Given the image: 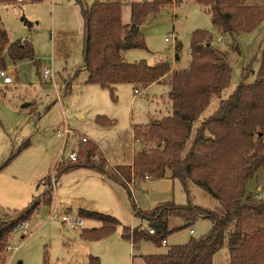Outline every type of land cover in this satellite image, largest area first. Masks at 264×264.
Masks as SVG:
<instances>
[{"label":"rangeland","instance_id":"obj_1","mask_svg":"<svg viewBox=\"0 0 264 264\" xmlns=\"http://www.w3.org/2000/svg\"><path fill=\"white\" fill-rule=\"evenodd\" d=\"M82 1L89 7L94 0ZM150 1L120 0L121 24L130 29L132 3ZM171 3L149 13L138 25L144 48L125 51L122 56L127 63L145 62L153 66L166 62L172 70L185 69L190 60V37L197 30L211 34L214 49L228 52L229 85L219 95L211 97L207 108L193 123L191 141L200 122L210 116L238 84L254 82L264 47V21L231 41L217 35L207 7L198 5L195 0ZM244 5L262 7L264 0H244ZM82 27L79 7L73 0H23L20 3L16 0L13 4H0V28L5 30L9 43L26 39L33 48L32 60H22L15 65L3 55L7 66L4 70L12 77V83L3 85L0 80V222L15 218L31 205L35 208L26 236L19 227L8 236L0 253V264H89L92 257L97 258L99 264H142L141 256L163 254L171 246L200 239L211 229L208 219L199 218L190 228L168 236L164 246L142 243L132 247L122 239V227L147 228L146 220L134 216L133 206L147 212L169 201L185 204L187 195L180 181L171 179L167 173L163 179H142L130 191L115 185L118 194L112 199L109 194L98 196L100 210H91L89 198L95 194L89 196V171L60 172L73 164L68 155H78L84 147L81 137L92 144L93 141L100 143L103 150L101 152L100 147L98 150L105 159L106 171L130 167L139 152L156 147L154 142L145 145L142 138L134 135L135 129L141 134L146 125L171 113L170 89L165 82L139 88V95H134L132 85H117L113 96L96 85H86ZM230 44H235L238 51ZM44 67H52L60 102L56 101L52 90L49 99H44L48 86L39 77ZM97 116L114 122L108 127H99L94 123ZM65 129L71 133L65 135ZM187 191L189 203L222 213L219 203L204 190L189 183ZM247 192L264 196L263 171L248 182ZM45 198L51 201L46 203ZM79 209L109 215L120 226L108 236L89 240V233L101 227L99 222L80 219L81 226L71 229L57 217L49 220L52 213L58 216L66 214V210H71L67 215L76 217ZM7 245L16 248L15 252L6 253ZM212 264H229L225 245L213 254Z\"/></svg>","mask_w":264,"mask_h":264},{"label":"trees","instance_id":"obj_2","mask_svg":"<svg viewBox=\"0 0 264 264\" xmlns=\"http://www.w3.org/2000/svg\"><path fill=\"white\" fill-rule=\"evenodd\" d=\"M195 1L209 9L212 26L221 39L234 41L235 36L251 32L264 21V6H246L244 0ZM15 2L0 0V4ZM73 2L79 7L83 21L85 84L96 85L113 96L117 85H132L139 91V88L165 82L170 89L171 113L146 125L141 134L135 129L134 135L142 138L145 145L154 142L156 147L139 152L130 167L106 171L105 159L97 146L88 141L76 155V161L60 172L80 168L97 171L127 191L128 184L133 187L142 179H163L167 173L171 179L180 181L187 195L185 204L169 201L147 212L133 206L134 216L146 220L147 228L122 227V239L132 247L142 243L159 247L168 236L190 228L199 218L208 219L211 229L200 239L171 246L163 254L141 256L142 264H212L213 254L223 245L227 248L229 264H264V198L256 199L257 193L247 192L248 182L258 172H264V47L254 82L238 84L229 97L221 100L215 111L200 122L190 141L193 123L207 108L211 97L219 95L229 85L228 52L214 49L211 34L197 30L190 37V60L185 69L172 70L166 62L153 66L145 62L127 63L123 52L144 48L138 31L135 33L131 28L137 30L149 13L171 5L173 0L132 3L130 29L121 24L120 0H94L89 7L82 0ZM233 45L230 44L238 51ZM176 46L180 51L179 44ZM4 54L15 65L22 60H32L33 48L30 42L9 43L5 30L0 28V70L7 67ZM244 77L242 73V79ZM112 122L103 116L94 120L99 127H108ZM187 143L189 147L184 151ZM94 157L97 161H93ZM189 183L215 199L222 213L189 203ZM49 201L51 198L44 199L46 203ZM34 209L31 205L15 218L0 222V253L8 236L22 223L29 222ZM65 213L70 214L71 210ZM75 215L100 223L99 229L89 233V240L108 236L120 226L115 218L101 213L79 209ZM175 221L181 224L174 225ZM89 264H99L98 259L92 257Z\"/></svg>","mask_w":264,"mask_h":264},{"label":"built area","instance_id":"obj_3","mask_svg":"<svg viewBox=\"0 0 264 264\" xmlns=\"http://www.w3.org/2000/svg\"><path fill=\"white\" fill-rule=\"evenodd\" d=\"M23 0H17L18 3L22 2ZM165 41H168L167 39H165ZM21 43L23 42H27L26 39H21L20 40ZM52 60V59H51ZM7 71V70H6ZM5 70H0V80L2 82L3 85H9L12 83V77L9 76L7 74ZM39 77L42 79L43 82L46 83V85L48 86V90L46 91V94H45V98L44 99H49V92L54 91L55 92V95H56V101L60 102V99H61V96L57 93L56 91V84L55 82L53 81V77H54V74H53V70H52V67H44L43 70L41 72H39ZM139 91L137 90H134V95H139ZM69 133H71L68 129H65L64 130V134L65 135H68ZM89 140L86 138V137H81L80 138V142L81 144H86ZM68 159L71 161V162H75L76 161V155L75 153H71L68 155ZM97 157H94L93 158V161H97ZM128 188H129V191L130 189H132L131 185L128 184L127 185ZM256 199H262L264 198L263 195H261V193H257L254 195ZM56 217L59 219V221L63 224H65L68 228H71V229H76V228H79L81 226V220L77 217H73V216H69L67 214H60L58 216L55 215V213H52V215L49 217V220L50 221H54L56 219ZM28 228V222H25V223H22L20 226H19V229L22 230V235L23 236H26V229ZM149 233L151 234L152 231L149 230ZM189 233L191 234L192 233V230H189ZM162 245H166V242L163 241L162 242ZM15 249L16 248H12L10 247L9 245L6 246L5 248V252L8 253H13L15 252Z\"/></svg>","mask_w":264,"mask_h":264},{"label":"crops","instance_id":"obj_4","mask_svg":"<svg viewBox=\"0 0 264 264\" xmlns=\"http://www.w3.org/2000/svg\"><path fill=\"white\" fill-rule=\"evenodd\" d=\"M82 29H83V27H82ZM114 118L115 117H112V119H114ZM93 144L94 145L99 144V145H97V148L100 147L99 149L102 152L103 149L100 146V143H98V141H95V142L93 141ZM80 169H86V168H80ZM87 171H89V196L92 194H95V196L93 198H89V206H90L89 208L91 210H100L99 209V200H96V198L100 195H108L109 194V197L112 199L113 197H115L118 194V190L115 188L116 187L115 185L119 186L120 188L122 186L120 184L114 182V181H111L110 179L101 175L97 171H93V170H89V169H87ZM97 213H99V212H97ZM130 246H132V245L130 244ZM139 246L140 245H138V247Z\"/></svg>","mask_w":264,"mask_h":264},{"label":"water","instance_id":"obj_5","mask_svg":"<svg viewBox=\"0 0 264 264\" xmlns=\"http://www.w3.org/2000/svg\"><path fill=\"white\" fill-rule=\"evenodd\" d=\"M131 30L133 31V32H136L137 30L136 29H134V28H131Z\"/></svg>","mask_w":264,"mask_h":264}]
</instances>
